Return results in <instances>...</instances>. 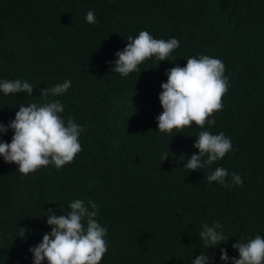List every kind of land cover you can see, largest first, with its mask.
Returning a JSON list of instances; mask_svg holds the SVG:
<instances>
[{
    "label": "trees",
    "instance_id": "1",
    "mask_svg": "<svg viewBox=\"0 0 264 264\" xmlns=\"http://www.w3.org/2000/svg\"><path fill=\"white\" fill-rule=\"evenodd\" d=\"M89 10L95 24L86 21ZM142 30L177 38L180 47L127 77L112 72L115 53ZM200 55L225 65L223 109L204 129L193 122L159 132L166 71ZM16 79L33 84V96L0 92V123L8 125L20 105L58 99L62 117L85 130L82 151L60 169L24 176L0 157V264H33L29 248L51 231L47 211L63 215L75 199L94 201L108 229L100 264H192L201 253L224 264L221 248L231 264L239 258L233 244L264 237V0H0V81ZM65 80L64 94L39 95ZM203 130L223 132L233 150L190 171L184 164L199 154L193 145ZM13 134L0 140L10 143ZM217 167L228 170L229 187L209 184ZM215 221L228 240L205 249L198 233Z\"/></svg>",
    "mask_w": 264,
    "mask_h": 264
},
{
    "label": "clouds",
    "instance_id": "2",
    "mask_svg": "<svg viewBox=\"0 0 264 264\" xmlns=\"http://www.w3.org/2000/svg\"><path fill=\"white\" fill-rule=\"evenodd\" d=\"M89 24L96 23L95 13L89 10L86 14ZM126 47L115 53L112 72L127 77L139 71V65L155 57L158 61H169L174 50L180 47L177 38L168 40L155 39L148 31H140L138 36L127 38ZM225 65L222 60L208 55L189 57L184 67L179 65L166 71L167 82L161 84L159 101L163 111L156 117L158 131L171 134L173 129L179 132L191 127L193 122L201 129L205 125H214L209 119L215 112L223 109L222 98L229 88L228 78L224 75ZM34 85L26 80L0 81V92L4 95L27 93L33 96ZM71 87V81L65 80L51 88L46 87L39 95L60 96ZM64 105L60 100L44 103L20 105L15 118L8 125L0 123V135L13 130L11 142L0 140V157L5 163L18 165L24 176L36 172L42 167L54 165L60 169L73 162L75 156L82 151L79 142L83 126L74 118L62 117ZM194 143L199 154H192L184 167L196 171L215 161L223 159L232 151V142L223 132L212 134L208 130L200 131ZM168 153L161 157L168 158ZM207 159H203L204 157ZM229 172L217 167L208 176L209 184L229 187ZM232 183L242 184V178L231 174ZM63 215H56L49 209L46 213L47 225L51 231L43 235L42 241L29 251L33 256V264H100L108 251L107 227L98 222V206L89 200L75 199L68 203ZM25 228H21L18 236L24 238ZM198 236L205 249L219 246L227 242L223 226L219 221L211 226L204 223ZM238 250L239 258L232 257L231 264H264V237L256 235L247 242H236L232 245ZM220 260L228 264L229 256L225 248H221ZM192 264H211L208 255L200 254Z\"/></svg>",
    "mask_w": 264,
    "mask_h": 264
}]
</instances>
